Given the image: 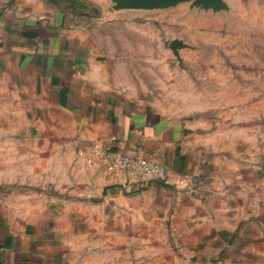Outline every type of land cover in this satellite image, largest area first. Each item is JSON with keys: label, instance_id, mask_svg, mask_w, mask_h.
<instances>
[{"label": "crops", "instance_id": "obj_1", "mask_svg": "<svg viewBox=\"0 0 264 264\" xmlns=\"http://www.w3.org/2000/svg\"><path fill=\"white\" fill-rule=\"evenodd\" d=\"M77 1L104 19L117 16L111 0L0 4V264H70L71 251L77 252L67 228L53 223L55 211L61 222L68 219L70 204L55 206L52 185L43 180H62V187L75 181L66 193L99 210L96 199L104 197L115 228L120 221L148 229L152 209L165 218L173 212L176 227L191 230L206 226L209 209L223 203L214 197L222 190L197 123L169 115L148 94L116 90L100 35L88 22L97 16L76 12ZM48 132L68 139L48 138ZM94 144L153 158L168 179L124 190L79 159V151Z\"/></svg>", "mask_w": 264, "mask_h": 264}, {"label": "rangeland", "instance_id": "obj_2", "mask_svg": "<svg viewBox=\"0 0 264 264\" xmlns=\"http://www.w3.org/2000/svg\"><path fill=\"white\" fill-rule=\"evenodd\" d=\"M224 1L220 12L190 3L154 11L112 5L116 17L88 20L118 92L148 94L169 115L197 123L222 190L214 197L223 203L209 209L206 226L191 230L177 228L173 212L165 218L152 209L148 229L120 221L115 228L104 197L96 199L99 210L66 193L75 181L43 180L55 206L70 204L68 219L55 211L53 222L77 248L70 264H264V0ZM173 41L187 45L178 56Z\"/></svg>", "mask_w": 264, "mask_h": 264}, {"label": "built area", "instance_id": "obj_3", "mask_svg": "<svg viewBox=\"0 0 264 264\" xmlns=\"http://www.w3.org/2000/svg\"><path fill=\"white\" fill-rule=\"evenodd\" d=\"M13 0H0L5 6ZM79 159L90 169L124 190L143 188L152 182L162 183L168 179L167 170L155 159L140 154H122L112 145L94 144L83 148L78 153ZM194 192L193 184H186L185 189Z\"/></svg>", "mask_w": 264, "mask_h": 264}, {"label": "water", "instance_id": "obj_4", "mask_svg": "<svg viewBox=\"0 0 264 264\" xmlns=\"http://www.w3.org/2000/svg\"><path fill=\"white\" fill-rule=\"evenodd\" d=\"M113 8L121 11H154L174 8L180 4L190 3L191 8L220 12L228 9L224 0H111ZM187 45L180 41H173L170 48L178 56V50Z\"/></svg>", "mask_w": 264, "mask_h": 264}, {"label": "trees", "instance_id": "obj_5", "mask_svg": "<svg viewBox=\"0 0 264 264\" xmlns=\"http://www.w3.org/2000/svg\"><path fill=\"white\" fill-rule=\"evenodd\" d=\"M76 3L77 4L73 6V8H74V10L76 12L79 11L81 14L84 13V15H86V14H89L87 12V10L90 8V9H93L95 11V12L93 11V13H95L96 16H99L100 15L99 10L96 9V8H94L93 5H91L89 3H86V2L85 3H81V2H78V1Z\"/></svg>", "mask_w": 264, "mask_h": 264}]
</instances>
